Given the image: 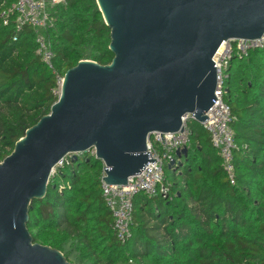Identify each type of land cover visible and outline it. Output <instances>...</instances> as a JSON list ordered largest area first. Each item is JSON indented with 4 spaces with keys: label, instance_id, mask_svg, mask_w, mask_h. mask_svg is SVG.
Segmentation results:
<instances>
[{
    "label": "trees",
    "instance_id": "trees-1",
    "mask_svg": "<svg viewBox=\"0 0 264 264\" xmlns=\"http://www.w3.org/2000/svg\"><path fill=\"white\" fill-rule=\"evenodd\" d=\"M15 1L0 0V15ZM52 12L54 70L38 55L32 27L17 33L15 14L7 25L0 17V161L51 112L57 73L84 59L113 60L111 29L97 0H66ZM226 72L235 184L208 130L192 119L189 154L166 166L167 193L135 196L125 243L103 197V161L89 153L66 161L46 196L32 201L27 226L34 241L76 264H264V47L233 58ZM61 183L69 185L60 190Z\"/></svg>",
    "mask_w": 264,
    "mask_h": 264
},
{
    "label": "water",
    "instance_id": "water-1",
    "mask_svg": "<svg viewBox=\"0 0 264 264\" xmlns=\"http://www.w3.org/2000/svg\"><path fill=\"white\" fill-rule=\"evenodd\" d=\"M97 2L111 29L112 62L84 59L69 68L51 112L0 161V264H76L35 242L27 226L53 169L68 154L76 160L95 148L103 180L127 185L157 161L148 150L153 132L183 131L186 121L209 118L221 45L264 35V0ZM176 154L187 156L189 146Z\"/></svg>",
    "mask_w": 264,
    "mask_h": 264
},
{
    "label": "built area",
    "instance_id": "built-area-1",
    "mask_svg": "<svg viewBox=\"0 0 264 264\" xmlns=\"http://www.w3.org/2000/svg\"><path fill=\"white\" fill-rule=\"evenodd\" d=\"M66 0H16L11 8L2 11L0 17L4 24L9 23L10 15H16V31L21 32L26 26L32 27L38 44L37 53L51 69L54 70L55 53L52 47L48 30L55 25V15L52 9ZM17 38L14 37V40ZM263 42V43H261ZM264 47V35L257 39L235 38L224 42V49L216 53L214 57L218 74V87L216 90L217 100L207 112L209 117L203 126L208 130L212 145L217 149L222 158V165L227 172L232 184L236 182L235 175V132L232 122L235 117L231 109L224 101L225 79L227 69L235 57L247 56L251 50ZM57 87L54 93L61 94L64 76L57 73ZM185 122V129L178 132L155 131L148 140V150L154 163L149 162L140 174L131 176L127 185L107 184L102 177L103 197L110 209L114 221L113 227L118 239L125 243L131 236V223L134 213V198L143 193L149 197L157 196L159 193H167L166 166L172 164L177 166L182 162L178 157L177 150L189 146L191 131ZM91 154L96 157V149L92 148L86 152H78L77 155ZM73 154H68L52 171L51 177L58 174L60 168L72 159ZM105 175V173H104ZM103 175V176H104ZM69 183H61L59 189H65Z\"/></svg>",
    "mask_w": 264,
    "mask_h": 264
},
{
    "label": "bare ground",
    "instance_id": "bare-ground-1",
    "mask_svg": "<svg viewBox=\"0 0 264 264\" xmlns=\"http://www.w3.org/2000/svg\"><path fill=\"white\" fill-rule=\"evenodd\" d=\"M224 49V43L221 45V47L219 48V52H221Z\"/></svg>",
    "mask_w": 264,
    "mask_h": 264
}]
</instances>
